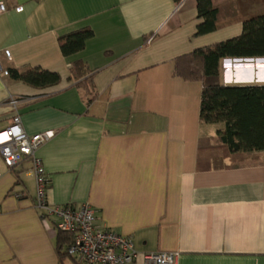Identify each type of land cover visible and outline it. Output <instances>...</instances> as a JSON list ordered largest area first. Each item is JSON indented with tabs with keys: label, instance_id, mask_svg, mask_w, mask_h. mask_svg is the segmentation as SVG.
Masks as SVG:
<instances>
[{
	"label": "crops",
	"instance_id": "obj_1",
	"mask_svg": "<svg viewBox=\"0 0 264 264\" xmlns=\"http://www.w3.org/2000/svg\"><path fill=\"white\" fill-rule=\"evenodd\" d=\"M210 1L216 30L196 35V0H0V51L10 52L3 68L60 77L38 89L0 76V131L15 115L9 101L18 100L27 135L54 132L36 151L49 204L88 205L95 226L130 237L139 255L176 252L175 264H264V163L247 157L242 164L214 146L222 125L200 121L202 82L173 76L178 57L239 36L244 21L264 15V0ZM80 29L92 37L63 56L58 39ZM77 61L85 76L69 80ZM244 64L259 66L222 60L216 83L264 85L237 73L224 78ZM87 77L91 101L76 87ZM0 171V264H76L59 249L52 221L33 208L30 163L11 171L0 163Z\"/></svg>",
	"mask_w": 264,
	"mask_h": 264
},
{
	"label": "trees",
	"instance_id": "obj_2",
	"mask_svg": "<svg viewBox=\"0 0 264 264\" xmlns=\"http://www.w3.org/2000/svg\"><path fill=\"white\" fill-rule=\"evenodd\" d=\"M179 4L182 0H173ZM196 35H204L216 30L218 9L210 0H196ZM92 37L89 29H80L58 39L63 56L74 55L84 49ZM224 59H264V15L248 19L242 24L239 36L226 41L197 49L175 60L173 76L185 81H201L200 121L206 125H222L216 131L214 146L224 148L241 163L250 157L251 163H264V85H229L216 83L220 62ZM84 65L77 61L69 68V80H79L85 76ZM9 77L28 86L43 89L60 82L57 73L39 68L23 70L9 69ZM76 87L86 90L89 101L96 98L91 77L83 78ZM213 153L221 150H213ZM217 156V155H214ZM243 157V158H242ZM59 249L66 247L70 237L57 233ZM65 249V248H64ZM64 255H66L64 253Z\"/></svg>",
	"mask_w": 264,
	"mask_h": 264
},
{
	"label": "built area",
	"instance_id": "obj_3",
	"mask_svg": "<svg viewBox=\"0 0 264 264\" xmlns=\"http://www.w3.org/2000/svg\"><path fill=\"white\" fill-rule=\"evenodd\" d=\"M18 11L21 8H17ZM6 11L0 3V13ZM10 60L8 50L0 51V76L9 77L3 68V59ZM19 101L11 99L10 107L15 111L11 124L0 131V163L11 171L28 161L34 177L35 195L33 208L40 219L51 220L56 233L67 234L70 240L64 249L67 257L76 264H132L140 258L143 264H175L178 253L138 254L128 236L116 234L110 229L95 226L94 211L86 204L53 206L49 204L47 192L49 182L36 151L53 138L54 132L27 135L17 113ZM2 174L0 171V178Z\"/></svg>",
	"mask_w": 264,
	"mask_h": 264
},
{
	"label": "rangeland",
	"instance_id": "obj_4",
	"mask_svg": "<svg viewBox=\"0 0 264 264\" xmlns=\"http://www.w3.org/2000/svg\"><path fill=\"white\" fill-rule=\"evenodd\" d=\"M262 61L263 64L259 65L257 68H253V67H240L238 68V70H236V72H234L232 69L227 70L225 73H223L224 78L232 80L235 76V73H237L238 75H236L238 78H244V79H248V80H253L254 82L257 80L263 81L264 82V59L259 60ZM244 63V62H241ZM245 66V65H243ZM216 81V79H215ZM243 158V157H242ZM241 161V157L238 158ZM248 159V158H247ZM245 158V160H247Z\"/></svg>",
	"mask_w": 264,
	"mask_h": 264
},
{
	"label": "bare ground",
	"instance_id": "obj_5",
	"mask_svg": "<svg viewBox=\"0 0 264 264\" xmlns=\"http://www.w3.org/2000/svg\"><path fill=\"white\" fill-rule=\"evenodd\" d=\"M255 61H256V60H255ZM256 63H257V64H259V65H260V64H263V62H262V61H256ZM244 65H245V64H244ZM234 66H236L237 68H238V67L240 68V66H238V65H234ZM243 67H244V66H243ZM249 67H251V64H250V66H249Z\"/></svg>",
	"mask_w": 264,
	"mask_h": 264
},
{
	"label": "water",
	"instance_id": "obj_6",
	"mask_svg": "<svg viewBox=\"0 0 264 264\" xmlns=\"http://www.w3.org/2000/svg\"><path fill=\"white\" fill-rule=\"evenodd\" d=\"M246 60H251V59H246ZM256 61L262 60V59H255Z\"/></svg>",
	"mask_w": 264,
	"mask_h": 264
}]
</instances>
